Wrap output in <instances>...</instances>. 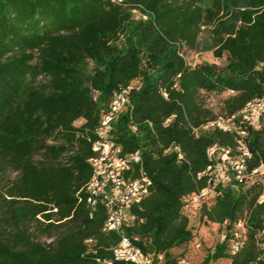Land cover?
Returning <instances> with one entry per match:
<instances>
[{
  "label": "trees",
  "instance_id": "16d2710c",
  "mask_svg": "<svg viewBox=\"0 0 264 264\" xmlns=\"http://www.w3.org/2000/svg\"><path fill=\"white\" fill-rule=\"evenodd\" d=\"M204 1L0 0V173L16 172L0 189V264H131L112 255L122 235L175 264L171 249L194 237L183 199L205 186L197 174L209 163L206 148L236 146L230 132L195 130L215 115L201 93L233 90L224 115L264 94V0ZM184 45L225 56V64L190 65ZM130 84V107L113 122L112 137L122 155L141 150L152 185L132 207L134 219L113 232L103 229L107 211L87 202L85 185L100 117ZM246 141L251 169L264 163V117ZM172 144L184 160L164 153ZM214 189L198 219L224 237L198 264H264V202L257 201L264 182ZM31 220L50 241L26 232ZM236 229L243 243L232 254Z\"/></svg>",
  "mask_w": 264,
  "mask_h": 264
},
{
  "label": "built area",
  "instance_id": "2783aa9c",
  "mask_svg": "<svg viewBox=\"0 0 264 264\" xmlns=\"http://www.w3.org/2000/svg\"><path fill=\"white\" fill-rule=\"evenodd\" d=\"M145 17V16H144ZM132 85L117 89L111 98L108 109L101 115L95 129V140L92 143V155L88 162L92 173L85 185L87 202L94 205L99 201L107 211V217L103 226L106 231L118 232L123 224L134 219L132 207L139 203L150 191L151 177L142 166L141 150L136 149L128 154H121V146L112 137L113 122L130 107L128 92ZM234 94L233 90H227ZM264 117V94L250 99L236 113L224 115L216 112L215 115L201 124L195 130H207L217 128L235 135L236 146L233 150L229 146L217 144L206 148L209 160L205 169L197 176L205 177V186L196 192L184 197V214H196L199 207L216 194L214 187L230 186L238 189L239 186L253 180L264 182V163L248 169L247 161L252 158V152L246 141L248 130H258L262 126ZM171 117L165 119L168 123ZM136 126L131 125L135 131ZM175 152L178 160H184V154L180 148L172 144L165 148L164 153ZM136 165L137 174L132 177L130 173ZM258 203L264 202V193L258 197ZM237 227H242L239 222ZM234 238L230 252L235 254L243 243V235L237 229L233 231ZM224 235H222L221 240ZM115 260L131 264H161L163 255L153 252H145L131 238L122 235L118 243L111 248ZM104 261L103 264H109ZM175 264H190L185 258H178Z\"/></svg>",
  "mask_w": 264,
  "mask_h": 264
},
{
  "label": "rangeland",
  "instance_id": "374dc122",
  "mask_svg": "<svg viewBox=\"0 0 264 264\" xmlns=\"http://www.w3.org/2000/svg\"><path fill=\"white\" fill-rule=\"evenodd\" d=\"M213 0H205L203 6H211ZM135 19H138L140 13L136 10H133ZM142 18H145L144 15ZM208 35L207 28L202 31L200 37ZM123 40V39H121ZM183 56L186 58L187 62L190 65H193L198 62H204L209 64H216L217 66H224L225 56L222 58H216L211 51H201L197 52L188 46L184 45L181 49ZM91 64L87 65L85 70L90 72ZM230 94L228 91L222 92H202L200 99L205 108L210 109L213 113L219 112V109L222 105L224 99H226ZM81 120L75 121V125H79ZM16 177V172L11 171L10 169H4L0 173V189L1 186L7 182V180H13ZM1 191V190H0ZM189 224L192 226V231L194 233L193 239L186 245L175 247L171 249L173 255L179 258H185L190 264L200 263L205 256L213 249L214 245L217 242L221 241L222 235L216 225L211 223H205L202 220L198 219V212L196 214L189 213ZM39 218V217H38ZM26 232L30 233L33 238L39 239L41 241H50L45 236L42 226H40L36 221H28L25 225ZM228 260L219 259L214 261L215 264H228Z\"/></svg>",
  "mask_w": 264,
  "mask_h": 264
}]
</instances>
